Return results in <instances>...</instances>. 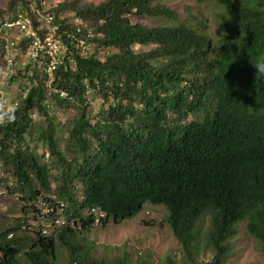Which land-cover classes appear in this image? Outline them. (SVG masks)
Masks as SVG:
<instances>
[{
  "label": "trees",
  "instance_id": "obj_1",
  "mask_svg": "<svg viewBox=\"0 0 264 264\" xmlns=\"http://www.w3.org/2000/svg\"><path fill=\"white\" fill-rule=\"evenodd\" d=\"M195 1L212 5L214 35L206 19H180L164 0L53 7L9 0L0 9V22L23 9L33 19L52 15L65 47L50 77L23 57V45L14 73L4 71L15 85L16 120L0 126V188L17 195L24 214L38 212L41 196L65 224L44 236L26 223L32 214L4 225L0 212V264H108L80 236L94 223L91 209L105 224L134 217L144 204L166 209L184 262L223 264L242 220L264 259V75L252 67L264 61V0ZM58 110L73 114L60 123ZM36 116L45 125L31 146L25 135ZM58 127L66 132L62 150ZM206 216L211 259L197 263Z\"/></svg>",
  "mask_w": 264,
  "mask_h": 264
},
{
  "label": "rangeland",
  "instance_id": "obj_2",
  "mask_svg": "<svg viewBox=\"0 0 264 264\" xmlns=\"http://www.w3.org/2000/svg\"><path fill=\"white\" fill-rule=\"evenodd\" d=\"M9 0H0V9H4ZM63 1L71 0H43L45 7H53ZM105 0H79L81 4L98 5ZM164 4L175 11L180 19H185L188 15L202 17L207 20V30L212 35L215 34L216 25L214 22L213 7L211 4L198 3L195 0H164ZM189 8V12H188ZM132 22L138 19L132 18ZM145 26H153V22H142ZM150 46L139 48L136 51H144ZM5 70L0 73V96L12 99L15 85L8 86ZM14 73V70L13 72ZM18 82V80H16ZM102 101L96 99L91 101L92 113H96ZM73 111L58 110L54 112L56 120L60 123L71 118ZM36 116V122L25 135L26 142L31 146L38 136L40 125H45L44 119ZM193 117L190 115L189 120ZM56 137L60 139L59 149L62 150L66 132L58 127L55 131ZM5 188H0V190ZM6 192V193H5ZM4 195L0 196V212L5 217L4 225L13 222V219L22 217V202L17 195L10 194L5 189ZM31 213V212H30ZM166 209L161 205L144 204L140 211L132 218L114 222L109 219L105 224L98 223L83 229L80 236L83 243L90 247L94 258H104L108 264H115L116 260L126 257L129 264H165L166 256H171L175 264H190L184 262L181 255V246L167 224ZM30 215V214H28ZM39 218V216H38ZM38 220H35V223ZM246 221L242 220L236 225V233L230 239V251L228 259L223 264H264L258 242L250 236L245 227ZM200 234L197 245V263L207 262L211 259V251L207 246L206 233L209 228V217L206 216L198 223ZM55 251L60 260L67 257L66 249L59 244L55 245Z\"/></svg>",
  "mask_w": 264,
  "mask_h": 264
},
{
  "label": "built area",
  "instance_id": "obj_3",
  "mask_svg": "<svg viewBox=\"0 0 264 264\" xmlns=\"http://www.w3.org/2000/svg\"><path fill=\"white\" fill-rule=\"evenodd\" d=\"M65 16H72V14H65ZM57 30L58 25L54 23L52 15L39 14L33 19L24 9L18 11L12 19L1 21L0 63L4 64L5 71L13 72L15 56L21 54V45H23L25 47L23 57L42 64L44 73L50 77L61 62V57L65 55L62 40L56 36ZM78 43L84 45V40L78 39ZM82 47L84 49V46ZM1 194H4V191H0ZM49 211L50 209L45 208L46 213ZM99 215L103 216L102 213Z\"/></svg>",
  "mask_w": 264,
  "mask_h": 264
},
{
  "label": "clouds",
  "instance_id": "obj_4",
  "mask_svg": "<svg viewBox=\"0 0 264 264\" xmlns=\"http://www.w3.org/2000/svg\"><path fill=\"white\" fill-rule=\"evenodd\" d=\"M252 67L255 69V72L257 74L264 75V61L256 62L255 64L252 65ZM15 113H16V108L14 107L11 98L6 96H0V126H6L7 124L15 122L16 120ZM4 190L5 189H2L0 191H4ZM4 194H1L0 196ZM45 208L50 209L49 213L45 212ZM93 209H95L96 211L93 212L92 211ZM37 210L38 212H36L35 214H33V212L31 213L26 212L27 214L25 213L26 216H28V214L33 215L32 218L29 220L26 218V223L30 224V226L32 225L36 228H39L40 233L42 235L48 236L51 233H53L56 228L65 224V220L63 216L56 214L57 212L54 213L55 209L53 208V206H49V203L45 202L41 196L37 200ZM56 210L60 211L61 208H58ZM51 213H53V215H51ZM90 213H92L95 216L94 223L92 225L101 223V219L104 218V213L102 211H100L98 208H92ZM99 213H102L103 216H100ZM35 220L38 221H36L35 223ZM11 235H12L11 233L8 234V237H11Z\"/></svg>",
  "mask_w": 264,
  "mask_h": 264
}]
</instances>
